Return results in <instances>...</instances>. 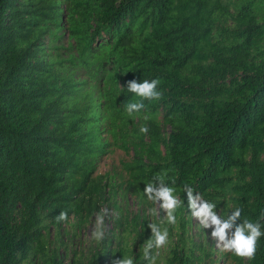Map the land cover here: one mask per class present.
Instances as JSON below:
<instances>
[{"label":"trees","instance_id":"16d2710c","mask_svg":"<svg viewBox=\"0 0 264 264\" xmlns=\"http://www.w3.org/2000/svg\"><path fill=\"white\" fill-rule=\"evenodd\" d=\"M133 78L159 79L162 98L129 115ZM113 149L119 173L97 174ZM157 174L181 206L156 264H264V236L253 260L217 258L184 228L187 184L264 231V19L251 2L0 0V264H61L47 258L49 228L87 224L109 196L147 206ZM118 212L79 264H146V220L121 229Z\"/></svg>","mask_w":264,"mask_h":264},{"label":"clouds","instance_id":"9594fccd","mask_svg":"<svg viewBox=\"0 0 264 264\" xmlns=\"http://www.w3.org/2000/svg\"><path fill=\"white\" fill-rule=\"evenodd\" d=\"M159 79L138 81L136 78L126 81L127 91L139 97L137 102H129L125 105L129 115L144 109V101L159 100L162 98V91L159 90ZM149 131L146 125L139 128L141 134H147ZM175 182L173 181V184ZM186 208L192 218L204 230H210L209 239L214 242L215 247L223 253H231L237 257L247 260H253L257 251V242L264 236L261 230L260 221L253 222L247 218L241 219L243 209L240 207L221 216L217 205L204 196L196 192L191 186L184 185L183 188ZM143 193L147 200L157 205L160 212L155 207L148 210L152 216L160 215L162 222L166 221L169 225L176 223V211L181 206V200L176 193V189L165 182L163 175L157 174L153 181L148 182L143 187ZM109 215L108 209H101L95 217V229L92 237L96 241H102L105 237V218ZM55 219L57 222L68 220V212L60 211ZM264 219V213H262ZM147 229L150 230L148 238L142 245V255L146 264H156L157 254L154 250H159L168 243V229L161 228L158 223H148ZM113 264H134L132 257L123 256L116 258Z\"/></svg>","mask_w":264,"mask_h":264},{"label":"rangeland","instance_id":"374dc122","mask_svg":"<svg viewBox=\"0 0 264 264\" xmlns=\"http://www.w3.org/2000/svg\"><path fill=\"white\" fill-rule=\"evenodd\" d=\"M253 6V11L257 15L259 21L264 19V3H260L259 0H248ZM126 159L123 153L117 149H113L112 152L104 155L97 167L96 173L103 174L108 173H119V162ZM115 199V201H113ZM114 202V203H113ZM155 207L157 212H160V209L157 205H154L152 202L148 201L147 206H138L136 200L127 196L122 202L119 198L108 197L107 201L101 206V209H108L109 215L105 218V237L109 238L111 232L115 234L116 227L119 225L116 223V218L118 211H121L123 218L121 219V229L125 224L136 223L137 227L140 226L141 221L148 223H158L161 228H167L172 234V238L168 243L174 242L176 227L175 224L169 226L166 221L162 222L160 215L152 216L148 214L150 208ZM118 212V213H117ZM95 217L91 218L89 222L85 225H80L76 221L69 219L68 223L63 224L58 230L53 228L48 229L46 236L47 243V258H51L53 255L59 257L61 264H79L81 263L89 253L94 251L95 245L98 241L93 239L92 232L95 229ZM185 220H188V224H185L184 227L187 231V236L190 239V243L194 245H200L202 248H206L207 252L213 254L217 258L222 257L223 253L215 247L214 242L209 239L210 230H204L200 225L192 218L191 214L185 217ZM150 231V230H149ZM157 250L158 256L162 258L166 255V246ZM40 264V261L38 262ZM219 264H235L230 256L228 255L224 260L219 261Z\"/></svg>","mask_w":264,"mask_h":264}]
</instances>
